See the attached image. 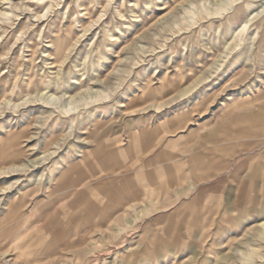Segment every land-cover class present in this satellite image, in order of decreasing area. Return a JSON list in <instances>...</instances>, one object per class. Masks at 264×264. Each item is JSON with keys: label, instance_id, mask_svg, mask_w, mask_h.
I'll return each instance as SVG.
<instances>
[{"label": "rangeland", "instance_id": "obj_1", "mask_svg": "<svg viewBox=\"0 0 264 264\" xmlns=\"http://www.w3.org/2000/svg\"><path fill=\"white\" fill-rule=\"evenodd\" d=\"M4 8L0 259L264 264V0Z\"/></svg>", "mask_w": 264, "mask_h": 264}, {"label": "bare ground", "instance_id": "obj_2", "mask_svg": "<svg viewBox=\"0 0 264 264\" xmlns=\"http://www.w3.org/2000/svg\"><path fill=\"white\" fill-rule=\"evenodd\" d=\"M12 0H0V5H1V9H0V15L2 16V17H5L6 18V20H11L8 16L10 15V14H12L13 15V17H14V19H17V18H19L20 16L19 15H17L16 13H14V12H11V11H9L8 9L9 8H4L3 9V7L4 6H9V5H11V8H13L14 7V9L15 10H21L22 11V7H25V9H26V11H30V9H31V6H33V5H35V4H37V3H39V2H41V0H26L25 2H26V4H20V3H18V4H15V3H10ZM229 2H236V1H238V0H228ZM110 3V2H109ZM109 5V4H108ZM138 5V3H135V4H133L132 6H130V7H135V6H137ZM49 7V6H48ZM138 7V6H137ZM225 8H226V6H225ZM261 9V8H260ZM34 12V11H33ZM132 13H133V11H131ZM102 17V16H101ZM101 17H99V18H101ZM123 17V16H122ZM36 18H40V16H38V15H36ZM13 19V18H12ZM253 19H254V17H249V19L241 26V28H240V30L235 34H233V36H232V38L230 39V41H228L227 42V44H226V49H235L236 47H238L239 46V42H240V36H241V34L245 31V29L247 28V26L250 24V22L251 21H253ZM256 19V18H255ZM89 31V28H87V29H85L84 30V32H88ZM5 33V32H4ZM252 38V37H251ZM250 38V40H252ZM255 40H256V38H255ZM61 46V45H60ZM62 48V47H61ZM225 49V50H226ZM227 52V51H226ZM60 79V78H59ZM58 89H60L61 88V86H58L57 87ZM57 89V90H58ZM189 91H191V90H189ZM47 95V94H46ZM53 95V94H52ZM101 93H99V95L98 96H100L101 97ZM60 97V96H59ZM27 101H29V100H27ZM34 101V100H33ZM38 101V100H37ZM97 101H99V100H97ZM37 103V102H36ZM81 103V102H80ZM79 103V104H80ZM83 105V104H82ZM88 104L86 103L85 104V106H87ZM50 106H56V104L54 103V104H52V103H47L46 102V104H44V106L43 107H50ZM59 106V105H58ZM76 107V106H75ZM82 107V106H81ZM58 109V108H57ZM67 112H69V111H67ZM25 170V169H24ZM28 171V170H27ZM262 226H264V221L262 222V224H261Z\"/></svg>", "mask_w": 264, "mask_h": 264}, {"label": "crops", "instance_id": "obj_3", "mask_svg": "<svg viewBox=\"0 0 264 264\" xmlns=\"http://www.w3.org/2000/svg\"><path fill=\"white\" fill-rule=\"evenodd\" d=\"M250 121L251 122H261L260 124H264V111H260L259 113H257V114H254V115H252L251 117H250ZM248 130L249 129H246V130H243V133H245V134H247V132H248ZM249 131H252V130H249ZM251 132H249V134H250ZM214 138V137H213ZM81 177L82 178H84V174H81ZM145 178V177H144ZM174 178H171V180H172V182H174V180H173ZM178 181H180L179 179H178ZM177 182V181H176ZM129 188H131V190H133V189H136V190H141V189H148V188H146L144 185H140L139 184V186H134V187H132V186H130ZM122 194V195H121ZM120 194V196L118 197L120 200H121V202L123 203L125 200H129V199H127L129 196L127 195V193L125 194V195H123V193H121ZM113 204V203H112ZM111 204V205H112ZM99 212H103V210L101 211V208H100V211ZM261 212H262V215H263V219H264V207L261 209ZM243 213H244V211H243Z\"/></svg>", "mask_w": 264, "mask_h": 264}, {"label": "built area", "instance_id": "obj_4", "mask_svg": "<svg viewBox=\"0 0 264 264\" xmlns=\"http://www.w3.org/2000/svg\"><path fill=\"white\" fill-rule=\"evenodd\" d=\"M0 264H10V261H3L2 259H0Z\"/></svg>", "mask_w": 264, "mask_h": 264}]
</instances>
